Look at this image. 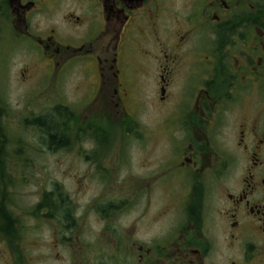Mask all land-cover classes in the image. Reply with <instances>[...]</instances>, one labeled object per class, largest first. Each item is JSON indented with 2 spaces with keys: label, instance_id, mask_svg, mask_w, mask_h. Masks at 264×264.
Listing matches in <instances>:
<instances>
[{
  "label": "flooded vegetation",
  "instance_id": "obj_1",
  "mask_svg": "<svg viewBox=\"0 0 264 264\" xmlns=\"http://www.w3.org/2000/svg\"><path fill=\"white\" fill-rule=\"evenodd\" d=\"M76 76L91 122L54 106ZM41 231L66 264H264V0H0L5 264H39Z\"/></svg>",
  "mask_w": 264,
  "mask_h": 264
},
{
  "label": "rangeland",
  "instance_id": "obj_2",
  "mask_svg": "<svg viewBox=\"0 0 264 264\" xmlns=\"http://www.w3.org/2000/svg\"><path fill=\"white\" fill-rule=\"evenodd\" d=\"M81 83V79L79 77H70L67 78L64 85L60 86V89L55 92V103L54 106L58 104H64L67 103L68 105H76V107L72 106V111L75 113V118L80 119L81 121L83 120H88V122H91L95 119V116L99 114V112L95 111H90V110H84L86 108H82L81 106V100H82V95L84 97V91H79ZM76 108V109H75ZM83 110V111H82ZM104 119L109 121V123H99L98 126L102 127V133L101 135L105 136H111V137H124L125 134H127L128 130L126 131V124L125 123H120V120L125 121V120H131V117L133 116L132 112L125 111L122 109V106H120L116 111H108L103 113ZM136 120L143 126H145V123H158L159 119V113L156 110H148L144 106L141 108V110H136ZM127 116V117H126ZM72 124V123H71ZM82 124V128L85 129L86 125L84 123H74L72 129L73 131H78L79 128L76 126H79ZM70 125V124H69ZM57 129V128H56ZM62 129V128H61ZM81 131V130H79ZM57 133L60 132L59 129L56 130ZM106 132V133H105ZM62 134V133H61ZM84 136L91 135L89 130L88 131H83ZM119 142V140H118ZM122 143H117L118 146V152H121L120 146ZM134 151V150H133ZM132 151V152H133ZM126 153H131V149L127 148ZM121 156V155H120ZM44 161H40L42 164L43 162L46 163L48 160L43 159ZM119 168H120V173H122L124 176L127 174L128 169H126V164H123L122 160H120L119 163ZM85 166L82 163H76L73 165V160H71L70 157H64L63 156H58L57 160H55V165H54V178L56 181H62L67 184L71 185V178L74 176L81 177L85 173ZM40 184H42V181H40ZM44 184V181H43ZM96 192H90L84 197L82 194V199L78 198L77 202L81 203V207L79 208V211L77 213L78 216L83 214L82 207L85 204V201H89ZM95 220V217L90 219L88 223V227L91 226L93 231H96L99 229L97 225L91 224L90 221ZM123 223H126V219L122 221ZM91 224V225H90ZM121 225V224H120ZM92 232V231H91ZM48 232L42 233V231L39 234L40 237V254L38 258V263L39 264H66L69 263L67 259H69L68 256H62V257H55L52 258V252H50V242L48 239ZM6 263V257L0 256V264H5ZM73 263V261H72Z\"/></svg>",
  "mask_w": 264,
  "mask_h": 264
},
{
  "label": "trees",
  "instance_id": "obj_3",
  "mask_svg": "<svg viewBox=\"0 0 264 264\" xmlns=\"http://www.w3.org/2000/svg\"><path fill=\"white\" fill-rule=\"evenodd\" d=\"M56 111L58 112V115L61 114V111H59V109H57ZM57 119H58V117H57ZM63 127H64V123H56V128L60 130L59 133L56 132V135H57V136H61V133L63 134V131H62V129H61V128H63ZM57 129H56V130H57Z\"/></svg>",
  "mask_w": 264,
  "mask_h": 264
}]
</instances>
